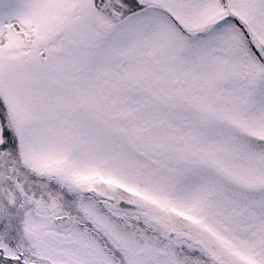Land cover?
<instances>
[{
    "label": "snow or ice",
    "instance_id": "1",
    "mask_svg": "<svg viewBox=\"0 0 264 264\" xmlns=\"http://www.w3.org/2000/svg\"><path fill=\"white\" fill-rule=\"evenodd\" d=\"M0 264H264V0H0Z\"/></svg>",
    "mask_w": 264,
    "mask_h": 264
}]
</instances>
